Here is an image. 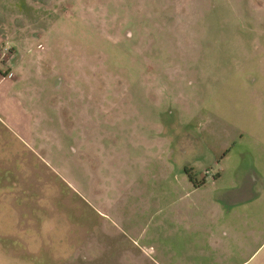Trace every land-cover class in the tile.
Masks as SVG:
<instances>
[{"label": "rangeland", "instance_id": "374dc122", "mask_svg": "<svg viewBox=\"0 0 264 264\" xmlns=\"http://www.w3.org/2000/svg\"><path fill=\"white\" fill-rule=\"evenodd\" d=\"M0 67V264H264V0H0Z\"/></svg>", "mask_w": 264, "mask_h": 264}, {"label": "crops", "instance_id": "0c3cea01", "mask_svg": "<svg viewBox=\"0 0 264 264\" xmlns=\"http://www.w3.org/2000/svg\"><path fill=\"white\" fill-rule=\"evenodd\" d=\"M6 68H14L8 62L5 63ZM16 75L14 71L11 75H5L2 67H0V131L1 133L9 132L11 125L18 124L23 126L25 111L20 104L22 101V95H31V89L29 88L30 78ZM40 92H36L39 95ZM1 155H0V166L2 170L9 167L10 156H9V144L2 140L0 142ZM4 172V171H3ZM8 174V172H6ZM3 185H8V175L2 179ZM5 183V184H4Z\"/></svg>", "mask_w": 264, "mask_h": 264}]
</instances>
